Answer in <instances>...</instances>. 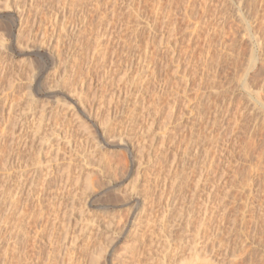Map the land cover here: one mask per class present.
<instances>
[{
	"label": "rangeland",
	"instance_id": "rangeland-1",
	"mask_svg": "<svg viewBox=\"0 0 264 264\" xmlns=\"http://www.w3.org/2000/svg\"><path fill=\"white\" fill-rule=\"evenodd\" d=\"M258 93L264 0H0V264H264Z\"/></svg>",
	"mask_w": 264,
	"mask_h": 264
},
{
	"label": "bare ground",
	"instance_id": "bare-ground-1",
	"mask_svg": "<svg viewBox=\"0 0 264 264\" xmlns=\"http://www.w3.org/2000/svg\"><path fill=\"white\" fill-rule=\"evenodd\" d=\"M67 1H68V0H67ZM72 1L75 2L76 0H72ZM78 1H80V0H78ZM84 1H85V0H84ZM153 2H154V1H153ZM86 3H87V2H86ZM99 3H100V2H99ZM12 4H13V3H12ZM67 4H69V3H67ZM135 4H136V3H135ZM160 4H161V3H160ZM69 5H70V4H69ZM78 5H79V4H78ZM81 5H82V4H81ZM11 6H12V5H11ZM82 6H83V5H82ZM78 7H79V6H78ZM94 7H95V6H94ZM94 7H93V8H94ZM136 7H137V6H136ZM152 7H153V6H152ZM152 7H151V8H152ZM160 7H161V6H160ZM21 9H22V8H21ZM87 9H88V8H87ZM162 9H163V8H162ZM85 10H86V9H85ZM140 10H141V9H140ZM150 10H151V9H150ZM150 10H149V11H150ZM159 10H160V9H159ZM77 11H78V10H77ZM136 11H138V10H136ZM136 11H135V12H136ZM20 12H21V11H20ZM158 12H159V11H158ZM160 12H161V10H160ZM80 13H81V12H80ZM73 14H74V13H73ZM137 14H139V12H138ZM157 15H158V14H157ZM86 17H87V16H86ZM118 17H119V16H118ZM136 17H138V15H136ZM58 18H59V17H58ZM78 18H79V17H78ZM56 19H57V18H56ZM80 19H81V18H80ZM102 19H103V18H102ZM136 19H137V18H136ZM136 19H135V20H136ZM138 19H139V18H138ZM148 19H149V18H148ZM148 19H147V20H148ZM150 19H151V18H150ZM165 19H166V18H165ZM19 20H20V18H19ZM157 20H159V19H157ZM115 21H116V20H115ZM127 21H128V20H127ZM83 22H84V21H83ZM129 22H130V21H129ZM136 22H137V21H136ZM11 23H12V22H11ZM132 23H133V22H132ZM107 24H108V23H107ZM134 24H135V23H134ZM165 24H166V23H165ZM108 25H109V24H108ZM110 25H111V24H110ZM135 25H136V24H135ZM173 25H174V24H172V26H173ZM126 26H127V25H126ZM128 26H129V25H128ZM142 26H143V25H142ZM142 26H141V27H142ZM104 27H105V26H104ZM167 27H169V26H167ZM18 28H19V27H18ZM29 29H30V27H29ZM66 29H67V28H66ZM124 29H125V28H124ZM131 29H132V28H131ZM138 29H139V28H138ZM22 30H23V29H22ZM194 30H196V29H194ZM134 31H135V30H134ZM173 31H174V30H173ZM125 32H126V31H125ZM136 32H137V31H136ZM165 32H166V31H165ZM175 32H176V31H175ZM137 34H138V33H137ZM233 36H234V35H233ZM148 37H149V36H148ZM121 38H122V37H121ZM169 38H170V37H169ZM233 39H234V38H233ZM124 40H125V39H124ZM133 42H134V41H133ZM151 42H152V41H151ZM127 43H128V42H127ZM141 43H142V42H141ZM148 43H149V42H148ZM148 43H147V44H148ZM159 43H160V42H159ZM170 43H171V42H170ZM174 43H175V42H174ZM123 44H124V43H123ZM132 44H133V43H132ZM145 44H146V43H145ZM152 44H153V43H152ZM157 45H158V44H157ZM34 46H35V45H34ZM106 46H107V44H106ZM134 46H135V45H134ZM139 46H140V44H139ZM145 46H146V45H145ZM147 46H148V45H147ZM172 46H173V45H172ZM225 46H226V45H225ZM153 47H154V46H153ZM211 47H212V46H211ZM103 48H104V47H103ZM127 48H128V47H127ZM169 48H170V47H169ZM163 50H164V49H163ZM215 50H216V49H215ZM139 51H140V50H139ZM145 51H146V49H145ZM149 52H150V51H149ZM137 53H138V52H137ZM146 53H147V52H146ZM151 53H152V52H151ZM95 54H96V53H95ZM141 54H142V53H141ZM141 54H140V55H141ZM156 54H157V53H156ZM172 54H173V53H172ZM149 55H150V54H149ZM135 56H136V55H135ZM137 56H138V55H137ZM143 56H145V55L143 54ZM104 58H106V57H104ZM137 58H138V57H137ZM144 58H145V57H144ZM151 59H152V58H151ZM218 59H219V58H218ZM138 60H139V59H138ZM143 60H144V59H143ZM151 62H152V61H151ZM132 63H133V62H132ZM138 63H139V62H138ZM133 64H134V63H133ZM145 64H146V63H145ZM140 65H141V64H140ZM154 65H156V64H154ZM146 66H147V65H146ZM149 68H150V67H149ZM94 69H95V68H94ZM87 70H88V69H87ZM138 70H139V69H138ZM151 70H152V69H151ZM144 71H145V70H144ZM88 73H89V72H88ZM151 73H152V72H151ZM184 80H186V79H184ZM188 81H189V80H188ZM142 90H143V89H142ZM258 94H259L258 97H261V100H262V98H264L263 95H262L261 93H258ZM124 96H125V95H124ZM138 98H139V97H138ZM140 98H141V97H140ZM137 100H139V99H137ZM263 102H264V99H263ZM170 104H171V103H170ZM172 104H173V103H172ZM145 106H146V105H145ZM171 106H172V105H171ZM171 106H170V107H171ZM170 107H169V108H170ZM154 108H156V107H154ZM157 108H158V107H157ZM172 108H173V107H172ZM149 109H150V108H149ZM221 109H222V108H221ZM161 110H162V109H161ZM173 110H174V109H173ZM111 111H112V110H111ZM153 111H154V109H153ZM169 112H170V110H169ZM214 113H215V112H214ZM217 113H218V112H217ZM169 116H170V115H169ZM221 116H222V115H221ZM170 117H171V116H170ZM153 120H154V119H153ZM199 120H200V119H199ZM211 127H212V126H211ZM209 131H210V130H209ZM253 131H254V130H253ZM20 134H21V133H20ZM22 135H23V134H22ZM211 137H212V136H211ZM19 138H20V137H19ZM162 141H163V140H162ZM215 141H216V140H215ZM124 143H125V147H126V149L129 150L128 142L126 141V139H125ZM130 145H131V144H130ZM220 152H221V151H220ZM219 154H220V153H219ZM211 156H212V155H211ZM215 156H216V155H215ZM215 159H216V158H215ZM207 160H208V159H207ZM213 160H214V159H213ZM211 161H212V160H211ZM214 161H215V160H214ZM211 163H212V162H211ZM205 164L208 165V162H205ZM206 165H205V166H206ZM210 165H212V164H210ZM205 166H204V167H205ZM208 166H209V165H208ZM214 166H215V165H214ZM202 169H203V168H202ZM208 169H209V167H208ZM209 170H210V169H209ZM38 171H39V170H38ZM203 173H204V172H203ZM209 173H210V172H209ZM200 174H201V173H200ZM200 174H199V175H200ZM200 176H204V177H205V174H204V175H200ZM200 176H199V177H200ZM31 179H32V178H31ZM33 179H34V178H33ZM198 179H199V178H198ZM201 179H202V178H201ZM31 182H32V181H31ZM198 182H199V181H198ZM198 182H197V185H198ZM201 182H202V181H201ZM200 184H201V183H200ZM198 186H199V185H198ZM198 186H197V187H198ZM0 189H1V188H0ZM4 190H5V189H4ZM2 192H3V190H2ZM4 192H5V191H4ZM1 194H3V193H1ZM20 195H21V194H20ZM5 196H6V195H5ZM1 198H2V197H1ZM0 200H2V199H0ZM14 200H16V199H14ZM18 200H19V199H18ZM20 202H21V201H20ZM4 203H6V199H5V202H4ZM4 203H3V204H4ZM10 203H11V202H10ZM12 203H13V202H12ZM12 203H11V204H12ZM19 206H20V205H19ZM5 207H6V206H5ZM206 207H207V206H206ZM207 208H208V207H207ZM23 209H24V208H23ZM16 210H17V209H16ZM13 211H14V210H13ZM8 213H9V212H8ZM8 213H7V214H8ZM24 213H25V212H24ZM206 213H208V212H206V211L203 212L204 216H203V218H202V220H201V224H200V228H201V229L205 226V227H204V234H205V232H207V230L209 229L208 224L206 225V223H205V221L207 220L206 218H208V216H206ZM208 214H209V213H208ZM224 214H225V211H224ZM5 215H6V214H5ZM16 215H17V214H16ZM4 217H6V216H4ZM209 218H210V217H209ZM2 221H3V220H2ZM0 222H1V221H0ZM217 222H218V221H217ZM222 222H223V221H222ZM207 223H208V222H207ZM2 224H3V223H2ZM219 224H220V223H219ZM200 228H199V229H200ZM199 232H200V231H199ZM206 234H207L209 237L212 235V234L210 233V231L207 232ZM210 234H211V235H210ZM197 235H198V233H197ZM197 235L195 236V238H198ZM202 238H203V237H202ZM204 238H205V236H204ZM206 238H207V237H206ZM214 238H216V236H213V235H212L210 241H213L212 239H214ZM199 239H200V238H199ZM207 239H208V238H207ZM207 239H206V240H207ZM202 240H203V239H202ZM213 242H214V244H215V241H213ZM204 243H205V242H204ZM207 243H208V242H207ZM207 243L204 244V247L207 245ZM208 244H209V243H208ZM192 247H193L194 250H196V251H195V254H197V253H198V249H197V247H196V243H195V242L192 243ZM206 247H208V246H206ZM213 247H214V246H213ZM214 248H215V247H214ZM236 248H237V247H236ZM203 249L205 250V248L202 247V250H203ZM206 249H207V248H206ZM208 249H209V248H208ZM212 249H213V248H212ZM238 249H239V248H238ZM241 249H242V248H241ZM202 250H201V251H202ZM247 250H248V249H247ZM206 251H207V250H206ZM209 251H210V249H209ZM232 251H233V250H232ZM235 251H236V250H235ZM235 251H233V252H235ZM241 251H243V250H241ZM199 252H200V251H199ZM207 252H208V251H207ZM210 252H211V251H210ZM233 252H232V253H233ZM244 252H245V251H244ZM225 253H226V252H225ZM207 254H208V253H207ZM234 254H235V255H236V254H237V255H241V254H238V252H237V253H234ZM242 254H243V252H242ZM200 255H201V254L196 255V256H195L193 259H191L189 262L187 261L186 264H210V263H211V262L209 263V260H210V259H208L207 256L204 255L205 257H204V256L202 257V256H200ZM235 255H233V256L235 257ZM243 256H244V255H243ZM236 258H237V257H236ZM243 259H244V257H243ZM235 260H236V259H235ZM235 260H234V262H237V261L239 262V260H241V258H240V259L238 258L237 261H235ZM210 261H211V260H210ZM241 261H242V260H241ZM0 263H1V262H0ZM249 263H250V262H249ZM214 264H215V263H214ZM216 264H217V263H216ZM225 264H226V263H225ZM230 264H233L232 261H230ZM234 264H236V263H234ZM237 264H238V263H237Z\"/></svg>",
	"mask_w": 264,
	"mask_h": 264
}]
</instances>
